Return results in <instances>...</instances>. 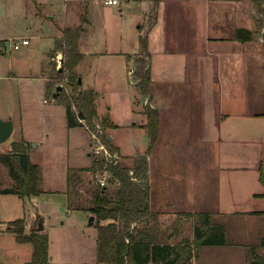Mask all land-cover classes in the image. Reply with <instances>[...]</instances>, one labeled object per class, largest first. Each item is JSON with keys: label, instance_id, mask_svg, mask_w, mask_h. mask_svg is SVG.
<instances>
[{"label": "crops", "instance_id": "crops-1", "mask_svg": "<svg viewBox=\"0 0 264 264\" xmlns=\"http://www.w3.org/2000/svg\"><path fill=\"white\" fill-rule=\"evenodd\" d=\"M104 1L0 0V78L7 81L39 78L44 95L48 72L53 64L60 65L64 60L65 44L59 28L78 25L85 8L86 19L79 38L82 58L75 67L80 88L97 93L96 116L99 120L108 117L113 123L103 132L107 131L117 155L131 163L140 155L146 156L144 179L149 185L148 206L153 216H142L143 221L132 226L148 227L158 241L173 244L174 234L168 235L163 229L170 226L173 232V223L181 214L208 212L216 222L252 216V227L244 230L245 237L234 240L239 245L225 247H237L242 252V264L246 258L260 256L258 251L263 247L259 240L264 235L256 231L264 213L249 212L264 210V198L260 195L264 184L259 180L260 168L264 177L263 43L260 36L246 41L234 38L237 28L249 29L243 25L248 16L247 0H117L114 5ZM130 3L138 5L135 6L138 31L132 35L135 38L132 46L122 48L121 29L109 26L105 19L93 23L91 12L111 9L123 13L124 6ZM69 21L74 23L68 25ZM140 36H146L147 55L140 46ZM15 39H28L29 43L15 49L11 45ZM106 57L126 64L127 72L131 69L132 75L138 57H143L150 68L148 92L138 90L135 76L138 99L135 109L122 123H114L109 107L103 113L99 111L100 90L96 81L105 78L107 68L99 67L97 71L94 64ZM16 67L24 69L23 72L15 71ZM59 77L66 81L65 75ZM66 89H70L68 84ZM62 90H65L62 83L56 82L50 98L43 97L39 103L25 96L12 110L0 113L1 118L13 122L11 136L0 141V155L13 153V144L23 141L31 162L40 166L42 190L37 196L0 193V264H34L33 246L17 241L13 222L22 219L27 235L57 228L54 217L58 218L59 214L41 210L38 199L41 195L62 194L66 212L81 213L88 212V207L70 206L69 180L76 198L92 200L98 187L83 179V174H93L84 169L92 162L90 132L84 123L67 126L65 107L56 98ZM145 105L155 108L159 115L158 137L150 152L145 150L149 144L144 127ZM59 134L66 136L63 145ZM119 135L125 136V140L119 139ZM72 145L87 151L89 157L83 165L64 166L60 188H45L39 150L61 147L67 152ZM214 169L217 183L212 184L208 176ZM16 184L9 167L0 162V189ZM40 218L41 230L38 229ZM93 223H77L80 233L58 231L66 256L58 264H103L96 259L97 229ZM152 223L162 226L157 232L161 239L149 226ZM86 225H93L92 231L85 232ZM46 236L49 256L51 237ZM84 237L89 241L87 256L81 246L75 249L72 246L74 242L82 245ZM196 252L192 264L199 260V249ZM203 264H211V260Z\"/></svg>", "mask_w": 264, "mask_h": 264}, {"label": "trees", "instance_id": "trees-1", "mask_svg": "<svg viewBox=\"0 0 264 264\" xmlns=\"http://www.w3.org/2000/svg\"><path fill=\"white\" fill-rule=\"evenodd\" d=\"M82 16L81 23L85 22ZM62 41L67 47L64 51V60L56 73L65 75L66 83L71 89V94L59 93L57 100L65 107L67 126L80 125L78 116L83 117L87 125L94 127L96 118L95 98L97 93L92 89H81L75 71L76 64L81 61L82 52L79 48V38L83 31L80 24L77 27L63 26L59 28ZM234 38L240 41L253 39V32L247 28H237ZM146 36H140L139 43L145 55H147ZM61 46V45H60ZM264 56V46H263ZM135 76L137 88L146 93L149 91L150 68L145 59H136ZM65 73V74H64ZM143 113L147 117L144 125L149 133V144L146 148L150 152L158 137L159 115L155 108L148 105L143 107ZM102 125L113 126V123L104 117ZM102 139L109 145L110 150L115 148L110 145L107 137ZM13 153L0 155V162L6 164L11 175L16 180V185L10 188L0 189V193H12L22 196H37L41 194L40 187L41 170L38 163L33 164L23 141L13 144ZM114 150V151H113ZM135 165L131 168L113 158L107 160L94 156L91 164L84 169L93 174L107 172V181L115 185L109 189L108 185L102 187L96 183L97 189L93 197V205L88 207L94 216V225L97 229L96 255L97 261L108 264H192V258L196 257L197 250L202 245L225 244V230L222 225L215 223L210 213H197L199 223H193L192 237L173 244L158 241L157 237L148 227L132 226L133 223L142 222V216L152 217L149 210V185L145 181L146 156H139ZM259 180L264 184L262 168L259 172ZM264 198V192L260 194ZM91 202V203H92ZM251 214L264 213L249 212ZM12 231L18 242H29L33 246L32 262L34 264H51L48 256V239L43 232L24 234L23 220L13 222ZM259 245L264 248V236L260 237ZM250 264H264V256L249 259Z\"/></svg>", "mask_w": 264, "mask_h": 264}, {"label": "rangeland", "instance_id": "rangeland-1", "mask_svg": "<svg viewBox=\"0 0 264 264\" xmlns=\"http://www.w3.org/2000/svg\"><path fill=\"white\" fill-rule=\"evenodd\" d=\"M72 6H76L73 4ZM135 6L138 7L135 3H130L128 6H124L123 13H119L117 10H108L106 11H95L93 10L92 15V21L93 23H98L102 19L106 20V23L109 26H118L119 29H121L122 35H123V42L120 44L122 48H128L132 46L134 42V37L132 36L133 33H136L138 29L136 28V25L139 23V17L136 16ZM247 18L244 22V26L248 27L249 30L253 32V36L261 38L262 45L264 46V0H247ZM103 12V14H102ZM83 15L85 16V8L83 11ZM152 16L149 18L151 19ZM149 21V20H148ZM68 25H71L74 23L73 21H69ZM79 26L81 23L78 21ZM19 26V25H18ZM5 27V26H3ZM10 30V29H9ZM253 37V38H254ZM23 40V39H22ZM22 40H12L11 45L14 47L13 44L15 42H18L22 45ZM262 46V47H263ZM67 51V47L64 49V51ZM125 64V63H124ZM95 67L97 71L99 70V67H105L107 75L105 78H99L97 82V88L100 90L99 93V111L103 113L107 110V107H109V115L111 116L114 123H122V121L128 116L130 111L132 109H135L136 106V100L138 92L135 88V82L133 81L135 78V74H129L131 72V69L127 72L126 70V64L125 66L120 62L118 63V59L112 58V57H106L105 60H100L99 62H95ZM57 68H56V67ZM59 63L53 64L52 70L48 72L47 77L50 75V77L47 78L46 85H45V93L43 95V92L40 91V79L36 78H30V79H13L7 81V79L0 78V113H4L5 111H10L14 107H16L19 103V100L22 99L25 96L35 100L36 102H41V99L44 97L46 99L50 98V93L54 90V85L56 82H61L64 86L65 90H62L60 93L70 95L71 89H66L67 84L65 83V80L61 79L63 77H59L56 73L58 67H60ZM132 66V64H131ZM129 68V67H128ZM14 70L20 72H23L21 67H16ZM24 74V73H21ZM65 74V73H64ZM24 92V94H23ZM256 92V91H252ZM252 93V94H254ZM59 102V101H58ZM131 115V114H129ZM97 118V116H96ZM94 119L93 124L94 127L91 128V126L87 125L84 118L82 119V123H84L86 129L90 132V136L92 139V134L95 133L99 136L100 140L103 141L109 151V145L102 139L103 137H107V131L103 132V129L105 126L102 125L103 118L100 120ZM79 120V118H78ZM100 124V125H99ZM147 131V130H146ZM149 134V133H148ZM65 135H60L59 138L63 145V140H65ZM119 139H122V141L125 140V136L119 135ZM150 140V139H149ZM92 141V140H91ZM73 145H75L73 143ZM70 147L68 151L66 152L61 147H57L55 149L48 148L46 150H39L38 157L41 161L40 163L43 166V170H45V182L43 183V186L45 188L50 187H57L60 188L61 182H63V171L64 166L66 164L68 165H83L84 162L89 157L86 153L87 151L80 149L76 146ZM113 145V144H112ZM111 145V146H112ZM114 146V145H113ZM112 146V147H113ZM30 148V147H29ZM91 149V148H90ZM146 150V149H145ZM114 151V150H113ZM147 152V150H146ZM92 153V151H91ZM112 153V151H111ZM115 155L112 157L113 159L120 161L121 163H125L128 167H133L136 162H132L131 160L122 159L120 156L117 155V152H114ZM67 154V155H66ZM141 156V155H140ZM94 154L92 153L90 158L93 159ZM211 159V158H210ZM215 159V158H214ZM213 161V159H211ZM147 167V163H146ZM215 171V172H214ZM214 173H210L208 176L209 182L212 184L217 183L216 182V174L217 171L214 169ZM147 172V170H146ZM85 178L87 179L89 183H91L94 187L96 184V177H105V185L109 186V189H113L114 186L111 185L107 181L108 173L107 172H96L94 174L91 173H85L83 174ZM4 178V174L1 175V178ZM95 183V184H94ZM70 187V201L69 204L72 207L73 205H80L82 208L86 209L90 206V203L93 200H90L88 198H84L82 196H77V194L73 191L75 188L72 187L71 180L68 182ZM100 186V185H99ZM75 195V196H74ZM211 198V197H210ZM40 201V207L41 210H43L45 213L51 214V212H56L59 214L58 218L55 216L54 221L56 222V229L47 230L45 229L43 233L45 235H48L49 239H51L50 249H49V258L54 262V264H58V260H64L65 254L63 252L61 241L58 238V231H66V232H72L80 233L76 224L77 223H88V217L92 215L91 213L82 211L81 213L76 211H70L69 213L66 212V204L65 199L62 194H44L41 195L40 198H38ZM93 203V202H92ZM212 206V205H211ZM209 206V207H211ZM87 213V214H86ZM197 213H190V214H181L179 217H177L179 220L177 222L173 223V232L170 230V226H167L163 231H166L170 235L171 233L174 234L173 240L175 243L180 242L186 238L192 237V224L196 223L198 224L199 217L194 216ZM185 218V219H184ZM258 224H257V231L259 234L264 235V220L260 218ZM40 220V219H39ZM64 223H61L63 222ZM219 222L214 221L217 224H220L223 226L224 230H226L225 233V244L219 245V244H206L202 245L199 248V260L197 259V264H203L206 261L211 260V264H242V252L237 248H227L228 246H237L239 245L234 240H241L245 237V231L248 228L252 227V216H242V217H232L229 219L224 220H218ZM60 223L63 224L60 226ZM163 223V222H162ZM95 224V223H93ZM167 224V223H165ZM153 231L156 233L158 232V229H162L161 225L158 224H150ZM70 227V228H68ZM85 232L92 231L93 225L84 226L83 227ZM158 234V233H157ZM158 236L161 239V236L158 234ZM88 238H83V244H79L74 242L72 244L73 249L77 247H82L84 250V255H88ZM76 252H74L75 254ZM258 254L264 256V248H261L260 251H258ZM247 255V252H246ZM250 255V254H249ZM250 258H246L245 262L243 264H250L249 260ZM193 260V258H192ZM108 264V263H103Z\"/></svg>", "mask_w": 264, "mask_h": 264}, {"label": "built area", "instance_id": "built-area-1", "mask_svg": "<svg viewBox=\"0 0 264 264\" xmlns=\"http://www.w3.org/2000/svg\"><path fill=\"white\" fill-rule=\"evenodd\" d=\"M106 4H111L114 5L117 3V0H105L104 1ZM29 40L28 39H23L22 40V44H28ZM14 48H20L21 44H19L18 42H15ZM82 122V119H79ZM92 134V141L90 144V151H92V153L94 154V156L96 157H102L105 158L107 160L111 159L112 157H114L115 153H111V151H109L107 145L100 140L99 136L95 133H91ZM105 177H96V183L98 185H100L101 187L103 185H105Z\"/></svg>", "mask_w": 264, "mask_h": 264}, {"label": "water", "instance_id": "water-1", "mask_svg": "<svg viewBox=\"0 0 264 264\" xmlns=\"http://www.w3.org/2000/svg\"><path fill=\"white\" fill-rule=\"evenodd\" d=\"M77 82H79V84H81L80 82V79L78 78L77 79ZM57 89H60V86L57 87ZM79 119H83V117H80L78 116ZM80 124H82V122L79 120ZM13 130V122L11 120H5L3 118L0 117V141H5L7 140L11 134H12V131ZM94 219V216L93 215H90L88 217V223L89 224H92L93 223V220ZM38 229L41 230L42 229V222H41V218L39 220V223H38Z\"/></svg>", "mask_w": 264, "mask_h": 264}]
</instances>
